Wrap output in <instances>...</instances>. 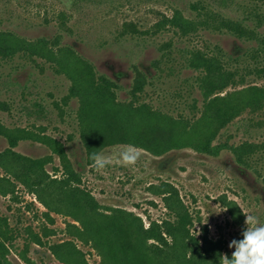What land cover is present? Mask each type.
Wrapping results in <instances>:
<instances>
[{
	"label": "rangeland",
	"instance_id": "1",
	"mask_svg": "<svg viewBox=\"0 0 264 264\" xmlns=\"http://www.w3.org/2000/svg\"><path fill=\"white\" fill-rule=\"evenodd\" d=\"M197 1L239 18L247 0H0V24L34 38L60 36L64 44L73 45L93 61L99 72L119 80L121 98L129 96L128 87L136 71L143 70L151 83L146 96L161 104L165 95L172 97L175 92H187L192 87L188 79H194L191 76L197 72L182 67L188 52H212L217 44L232 52L248 46L227 33L200 30L182 35L174 28L157 29L160 21L172 16L175 10L191 15L192 4ZM164 56L172 59L157 72L153 61ZM16 58L17 64H23L16 71L13 60L0 58V120L10 126L27 125L33 129L41 125L60 138L83 173L82 185L104 206L133 210L144 218L146 225L153 220L172 219L163 198L150 190L152 183L169 181L178 187L189 208L192 231L201 235L207 226L210 236L224 241L225 253L234 251L229 248L231 240L242 239L241 232L246 227L244 212L264 223V106L245 110L219 131L214 142L227 147L218 154L184 147L155 155L135 146L143 155L135 165L123 166L119 154L129 144H116L99 152L110 156L113 162L98 171L88 162L86 147L70 122L78 101L71 99L65 103L70 87L68 77L56 73L51 65L42 70L29 58ZM247 75L249 82L264 87V76L249 71ZM236 88L229 86L227 90ZM199 98L202 99L201 95ZM37 100L45 105L44 113H32L31 106ZM56 101L64 102L63 113ZM177 104L183 107L180 98ZM7 145L0 134V148ZM231 146L242 149L237 154ZM16 149L32 156L50 153L48 146L34 140H22ZM59 163L55 156L48 164L49 170L61 174L55 170ZM224 196L236 200L243 209L241 220L230 213L222 201ZM47 211L37 196L21 184L14 193H0V241L8 249L6 258L10 264H65L51 246L71 239L90 264H103L92 244L71 235V217L56 212L49 217ZM68 260L71 264L82 262L77 255Z\"/></svg>",
	"mask_w": 264,
	"mask_h": 264
},
{
	"label": "trees",
	"instance_id": "2",
	"mask_svg": "<svg viewBox=\"0 0 264 264\" xmlns=\"http://www.w3.org/2000/svg\"><path fill=\"white\" fill-rule=\"evenodd\" d=\"M191 9L189 16L175 10L172 16L160 21L157 29L174 28L182 35L200 30L227 33L248 46L232 52L217 44L212 52L200 49L188 52L182 67L197 72L191 76L195 81L187 78L192 87L187 92L183 89L175 92L172 97L165 95L160 99L161 104L146 96L151 84L147 72L136 71L128 87L129 96L121 98L119 80L99 72L93 61L73 45L64 44L60 36L34 38L0 24V58L13 60V71L23 65L17 64L15 57H25L42 70L51 65L56 73L68 77L70 87L65 103L71 99L78 101L70 122L81 136L89 163H93L92 153L116 144L133 145L155 155L184 147L218 154L227 147L214 142L219 131L245 110L264 106V87L247 80L248 71L264 76V64H260L264 62V0H247L239 18L215 11L202 1L193 3ZM171 59L166 56L155 59L156 71L164 69L163 63ZM229 86L238 88L227 90ZM179 98L183 107L176 105ZM61 103L64 104L56 101L55 105L63 113ZM31 108L35 114L46 111L39 100ZM36 126L39 128L10 126L0 120V134L8 141L5 148H0L1 194L14 193L21 184L47 208V216L56 212L71 217V235L92 244L103 264H220L219 257L226 249L224 241L210 236L207 226L201 235L192 231L193 218L176 185L169 181L150 185L151 192L163 198L173 218L153 220L146 225L144 218L133 210L101 204L82 185L83 173L73 162L65 143L46 132L43 126ZM22 140L44 144L50 153L25 154L16 149ZM231 147L237 154L242 149V146ZM55 156L60 161L55 170L61 174L48 168ZM222 201L233 217L241 220L242 209L237 201L227 196ZM51 249L65 264H71L68 258L73 255L77 259L81 257V264H90L72 239L54 244ZM7 251L5 243L0 241V264H10ZM227 254L231 257L230 252Z\"/></svg>",
	"mask_w": 264,
	"mask_h": 264
},
{
	"label": "clouds",
	"instance_id": "3",
	"mask_svg": "<svg viewBox=\"0 0 264 264\" xmlns=\"http://www.w3.org/2000/svg\"><path fill=\"white\" fill-rule=\"evenodd\" d=\"M142 155L135 146L129 145L120 152L119 160L123 166H131L135 165ZM91 160L93 167L98 171L113 162L110 156L95 152L92 153ZM244 214L246 227L241 232L242 239L230 241L229 248L234 251L231 252V257L227 253L220 255V264H264V223L248 212Z\"/></svg>",
	"mask_w": 264,
	"mask_h": 264
}]
</instances>
